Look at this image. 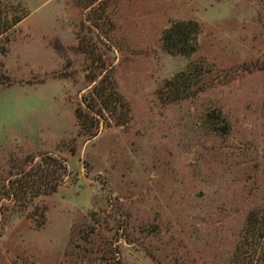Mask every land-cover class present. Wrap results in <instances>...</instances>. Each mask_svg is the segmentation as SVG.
Segmentation results:
<instances>
[{
    "label": "rangeland",
    "instance_id": "rangeland-1",
    "mask_svg": "<svg viewBox=\"0 0 264 264\" xmlns=\"http://www.w3.org/2000/svg\"><path fill=\"white\" fill-rule=\"evenodd\" d=\"M47 156L33 198L10 175ZM3 189L0 264H230L264 219V0H0Z\"/></svg>",
    "mask_w": 264,
    "mask_h": 264
},
{
    "label": "trees",
    "instance_id": "trees-1",
    "mask_svg": "<svg viewBox=\"0 0 264 264\" xmlns=\"http://www.w3.org/2000/svg\"><path fill=\"white\" fill-rule=\"evenodd\" d=\"M194 31L197 35L200 32V26L199 24H196L194 22H185V21H178L175 22L169 27L164 33L162 37V41L165 44V48L172 53L179 54L181 56H190L189 52V42L187 39V33L186 30ZM199 77L200 73L198 71ZM170 83V82H169ZM108 109L106 106H104L103 110ZM79 113V109L76 111ZM77 114V113H76ZM77 118L79 120V117L77 115ZM209 123L212 124L213 129H219L222 132L225 131L226 122L225 119L222 117L221 113L217 112L216 114L211 113L209 115ZM78 124L82 128L83 125L81 124V121H78ZM95 136V135H94ZM93 136V137H94ZM45 158V157H44ZM50 161V163H54L55 169L52 170L53 165H51L49 162L47 166L41 167L38 165L32 173L26 172V162H24L22 165L15 167L16 173L14 175H10V177L13 176H21V177H27L32 178L33 183L30 184V187H25L29 190V193L31 197H39L42 195H50L54 193L58 187V182L60 180L59 171L62 172L63 167L60 162V160L56 159L52 156H47L44 161ZM58 178H55L57 177ZM24 186V185H23ZM19 192H22V198H25L27 192L23 191V187L18 190ZM13 193H10L9 191L3 189L0 193V217L2 212L8 211V204L5 202L9 200L10 202L11 197L14 201H16L12 195ZM1 201H4L2 204ZM7 209V210H6ZM39 210V220L35 221L36 227H40L43 225L45 220V210L39 209V207H34L33 212ZM30 219H33L29 217ZM260 246H263L264 248V219L263 221L261 219L257 218V215L251 214L246 220L245 228L243 231V234L240 238V241L238 243V246L235 249V252L233 254V257L231 259L230 264H264V249L261 251ZM120 264V263H117Z\"/></svg>",
    "mask_w": 264,
    "mask_h": 264
}]
</instances>
